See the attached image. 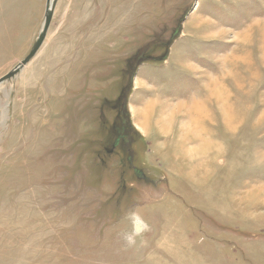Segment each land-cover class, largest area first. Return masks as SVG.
Listing matches in <instances>:
<instances>
[{"label":"rangeland","instance_id":"obj_1","mask_svg":"<svg viewBox=\"0 0 264 264\" xmlns=\"http://www.w3.org/2000/svg\"><path fill=\"white\" fill-rule=\"evenodd\" d=\"M46 6L0 0V78ZM0 264H264V0H56L0 83Z\"/></svg>","mask_w":264,"mask_h":264},{"label":"water","instance_id":"obj_2","mask_svg":"<svg viewBox=\"0 0 264 264\" xmlns=\"http://www.w3.org/2000/svg\"><path fill=\"white\" fill-rule=\"evenodd\" d=\"M55 3L56 0H47V6L45 10L44 20L42 22V27L39 33V36L37 37L36 41L34 42L32 48L30 49L28 55L21 60L9 73L5 74L3 77L0 78V83L4 80L12 77L16 72H18L36 53L38 48L40 47L46 32L50 26V22L52 19V15L55 9Z\"/></svg>","mask_w":264,"mask_h":264},{"label":"flooded vegetation","instance_id":"obj_3","mask_svg":"<svg viewBox=\"0 0 264 264\" xmlns=\"http://www.w3.org/2000/svg\"><path fill=\"white\" fill-rule=\"evenodd\" d=\"M122 121V120H121ZM121 124L123 125V122H121ZM124 126V125H123Z\"/></svg>","mask_w":264,"mask_h":264},{"label":"crops","instance_id":"obj_4","mask_svg":"<svg viewBox=\"0 0 264 264\" xmlns=\"http://www.w3.org/2000/svg\"><path fill=\"white\" fill-rule=\"evenodd\" d=\"M195 132H196V130H195Z\"/></svg>","mask_w":264,"mask_h":264}]
</instances>
